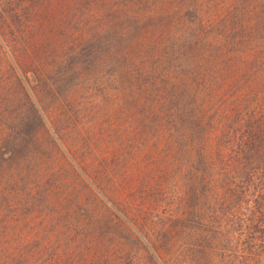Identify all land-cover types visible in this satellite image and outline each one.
<instances>
[{
    "label": "trees",
    "instance_id": "trees-1",
    "mask_svg": "<svg viewBox=\"0 0 264 264\" xmlns=\"http://www.w3.org/2000/svg\"><path fill=\"white\" fill-rule=\"evenodd\" d=\"M191 4L195 0H0V38L21 62L25 76L35 75L33 91L43 109L56 116L55 133L61 141L65 138L71 155L81 156L83 171L92 178L104 182L110 172L107 167L97 169L101 164L94 158L97 149L109 140L121 150L128 145L121 134V139L116 137L115 113L109 115L105 108L108 98L125 110L132 106L140 112L141 125L149 116L157 119L156 128L170 125L176 140L188 135L198 143L207 174L204 196L212 190L208 181H213L214 172L219 174L221 191L216 207L210 209L214 225L204 221L198 225L208 240L224 239L229 252L236 249L260 260L264 258V9L257 26L250 28L237 13L240 17L233 29L228 15L227 24L202 26L198 35L184 37L185 45L178 51L190 59L212 53L215 60L218 55L226 69L219 72L224 80L215 92L206 90L204 79L195 77L193 86L171 95L175 106L163 109L166 99L156 95L158 78L147 72L146 63L162 47L167 50L170 27L182 24L185 14L197 18L196 12L184 11ZM207 36H215L217 43ZM26 95L36 123L46 128ZM108 123L112 127L107 130ZM20 128L21 139L35 136L38 130L28 119ZM216 136L218 145L214 154L209 153ZM16 161V154L0 151L2 210L11 206L10 192H16L12 189L17 185ZM94 185L101 191L98 183ZM0 224L4 226L1 219ZM2 234L0 230V264H84L77 250L61 257L60 252L37 246L9 248L2 244Z\"/></svg>",
    "mask_w": 264,
    "mask_h": 264
},
{
    "label": "rangeland",
    "instance_id": "rangeland-1",
    "mask_svg": "<svg viewBox=\"0 0 264 264\" xmlns=\"http://www.w3.org/2000/svg\"><path fill=\"white\" fill-rule=\"evenodd\" d=\"M263 9L264 0H195L189 5L184 11L196 12L197 18L185 14L182 24L170 27L167 50L162 47L146 63L147 72L158 78L156 95L166 99L163 109L175 106L171 95L193 86L195 77L204 79L206 90L215 92L224 80L219 72L226 69L218 55L215 60L212 53L190 59L178 51L185 45L184 37L198 35L202 26L208 29L227 24L228 15L233 29L240 17L237 13L250 28L257 26ZM207 37L212 44L217 43L215 36ZM0 45V151L17 156V185L12 188L16 192H10L11 206L0 209L4 246H37L60 252L61 257L77 250L84 264L91 259L92 264H264V258L253 260L236 249L229 252L223 246L224 239L208 240L207 232L198 225L202 221L209 227L214 225L210 209L216 207L221 193L217 188L219 174L214 172L210 176L213 181H208L212 190L204 196L207 174L198 143L188 135L176 140L170 125L156 128L157 119L149 116L141 125L140 112L132 106L125 110L108 98L105 108L109 115L115 113L116 137L121 139V134L128 145L121 150L109 140L97 149L94 158L101 162L97 169L107 167L110 172L104 182L92 178L84 173L81 156L71 155L65 138L61 141L55 133L56 116L43 109L33 91L35 75L25 76L21 62L1 38ZM26 93L46 128L36 123ZM163 109L159 111L163 113ZM27 119L34 121L38 130L35 136L21 139L20 126ZM109 127L112 124H107V130ZM212 140L213 148L208 151L214 154L217 136ZM14 141L18 144L9 145Z\"/></svg>",
    "mask_w": 264,
    "mask_h": 264
}]
</instances>
